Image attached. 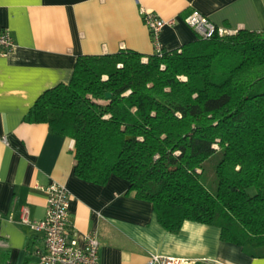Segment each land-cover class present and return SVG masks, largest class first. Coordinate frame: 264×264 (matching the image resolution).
<instances>
[{
  "label": "trees",
  "instance_id": "16d2710c",
  "mask_svg": "<svg viewBox=\"0 0 264 264\" xmlns=\"http://www.w3.org/2000/svg\"><path fill=\"white\" fill-rule=\"evenodd\" d=\"M26 121L72 139L77 179L125 181L166 231L214 226L264 256V32L197 37L148 57L81 56Z\"/></svg>",
  "mask_w": 264,
  "mask_h": 264
},
{
  "label": "crops",
  "instance_id": "0c3cea01",
  "mask_svg": "<svg viewBox=\"0 0 264 264\" xmlns=\"http://www.w3.org/2000/svg\"><path fill=\"white\" fill-rule=\"evenodd\" d=\"M142 11L167 23L159 35L165 51L197 39L184 21L192 11L232 32H264V0H0V29L9 30L15 45L0 57V264L36 261L32 252L43 235L22 222V210L30 222L42 220L51 183L69 194L78 243L87 233L97 235L99 264H145L150 256L264 264V256L222 241L217 227L184 221L178 232L166 231L151 204L136 199L119 178L105 185L77 179L74 141L26 121L40 95L70 81L79 57L120 50L151 56Z\"/></svg>",
  "mask_w": 264,
  "mask_h": 264
},
{
  "label": "built area",
  "instance_id": "2783aa9c",
  "mask_svg": "<svg viewBox=\"0 0 264 264\" xmlns=\"http://www.w3.org/2000/svg\"><path fill=\"white\" fill-rule=\"evenodd\" d=\"M143 24L147 28L154 54L162 52L159 35L167 23L157 15L142 11ZM198 38L208 40L214 35L227 36L235 32L217 27L197 11H192L184 19ZM15 45L8 29H0V57L13 52ZM4 141V140H3ZM45 215L42 220L30 222L27 212L22 210V222L31 230L43 235L41 247L33 250L36 261L32 264H99V242L95 233H87L78 243L75 234L70 230L69 194L60 185L51 183L44 189ZM145 264H193L184 259L150 256Z\"/></svg>",
  "mask_w": 264,
  "mask_h": 264
},
{
  "label": "rangeland",
  "instance_id": "374dc122",
  "mask_svg": "<svg viewBox=\"0 0 264 264\" xmlns=\"http://www.w3.org/2000/svg\"><path fill=\"white\" fill-rule=\"evenodd\" d=\"M218 161V157H214V158H212L209 162H208V165H209V168L207 169V173H206V180H207V184L210 182V180H211V178H212V176L214 175L213 174V168H212V166L216 163ZM215 186L213 185V184H211L210 186H209V189L211 190V191H213L215 188H214Z\"/></svg>",
  "mask_w": 264,
  "mask_h": 264
},
{
  "label": "water",
  "instance_id": "95a60500",
  "mask_svg": "<svg viewBox=\"0 0 264 264\" xmlns=\"http://www.w3.org/2000/svg\"><path fill=\"white\" fill-rule=\"evenodd\" d=\"M110 98V94L109 93H106L105 94V99H109Z\"/></svg>",
  "mask_w": 264,
  "mask_h": 264
}]
</instances>
